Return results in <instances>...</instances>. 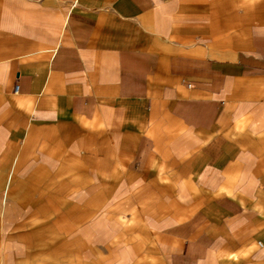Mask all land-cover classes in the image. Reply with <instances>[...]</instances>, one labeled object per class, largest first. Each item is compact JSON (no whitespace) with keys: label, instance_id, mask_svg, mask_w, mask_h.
Returning a JSON list of instances; mask_svg holds the SVG:
<instances>
[{"label":"crops","instance_id":"0c3cea01","mask_svg":"<svg viewBox=\"0 0 264 264\" xmlns=\"http://www.w3.org/2000/svg\"><path fill=\"white\" fill-rule=\"evenodd\" d=\"M0 206L56 264H264V0H0Z\"/></svg>","mask_w":264,"mask_h":264},{"label":"rangeland","instance_id":"374dc122","mask_svg":"<svg viewBox=\"0 0 264 264\" xmlns=\"http://www.w3.org/2000/svg\"><path fill=\"white\" fill-rule=\"evenodd\" d=\"M58 241V237L0 235V264H56L61 260Z\"/></svg>","mask_w":264,"mask_h":264},{"label":"built area","instance_id":"2783aa9c","mask_svg":"<svg viewBox=\"0 0 264 264\" xmlns=\"http://www.w3.org/2000/svg\"><path fill=\"white\" fill-rule=\"evenodd\" d=\"M17 89H18V87H17V86H15V87H14V92H17Z\"/></svg>","mask_w":264,"mask_h":264}]
</instances>
